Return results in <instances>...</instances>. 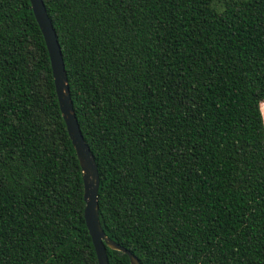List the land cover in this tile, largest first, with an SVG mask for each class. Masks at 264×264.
<instances>
[{"label":"trees","instance_id":"1","mask_svg":"<svg viewBox=\"0 0 264 264\" xmlns=\"http://www.w3.org/2000/svg\"><path fill=\"white\" fill-rule=\"evenodd\" d=\"M42 2L104 234L140 264H264V0ZM82 194L29 0H0V264H97Z\"/></svg>","mask_w":264,"mask_h":264},{"label":"water","instance_id":"2","mask_svg":"<svg viewBox=\"0 0 264 264\" xmlns=\"http://www.w3.org/2000/svg\"><path fill=\"white\" fill-rule=\"evenodd\" d=\"M30 8L41 32L50 64V70L60 114L75 151L83 184V219L95 252L97 264H108L105 248L127 255L129 264H140L126 248L117 244L102 231L97 213L98 175L91 151L82 138L72 108L60 47L42 0H29Z\"/></svg>","mask_w":264,"mask_h":264},{"label":"clouds","instance_id":"3","mask_svg":"<svg viewBox=\"0 0 264 264\" xmlns=\"http://www.w3.org/2000/svg\"><path fill=\"white\" fill-rule=\"evenodd\" d=\"M214 2V0H213ZM212 10L217 14V15H221L223 14V12L225 11L223 4H219L215 7L212 8ZM262 126H264V117H262Z\"/></svg>","mask_w":264,"mask_h":264},{"label":"rangeland","instance_id":"4","mask_svg":"<svg viewBox=\"0 0 264 264\" xmlns=\"http://www.w3.org/2000/svg\"><path fill=\"white\" fill-rule=\"evenodd\" d=\"M262 113H263V116H264V104L262 105Z\"/></svg>","mask_w":264,"mask_h":264}]
</instances>
